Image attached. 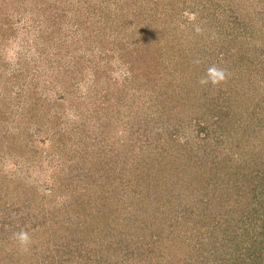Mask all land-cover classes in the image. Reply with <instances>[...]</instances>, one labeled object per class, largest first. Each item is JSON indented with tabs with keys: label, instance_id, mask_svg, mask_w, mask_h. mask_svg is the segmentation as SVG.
<instances>
[{
	"label": "trees",
	"instance_id": "16d2710c",
	"mask_svg": "<svg viewBox=\"0 0 264 264\" xmlns=\"http://www.w3.org/2000/svg\"><path fill=\"white\" fill-rule=\"evenodd\" d=\"M70 1L0 0V11L11 8L25 20L24 32L19 33L4 20L0 36L28 44L27 24L37 20L39 33H47L50 40L59 27L61 13L66 17ZM151 1L142 0L133 8L126 0H78L81 5L93 6L89 17L97 29L94 45L97 43L99 51L111 59L119 53L116 64L126 69L127 81L134 77L141 87L159 88L162 110L148 119L153 121L152 131L148 120L136 121L138 132H131L128 151L124 142L125 153L116 154L117 161L125 160L122 168L108 167L105 176L94 174L93 168L99 165L93 159L102 158V151L95 157V147L102 141L104 145L111 134L108 114L97 118L74 114L75 128L57 132L55 141L56 136L50 137L53 149L61 151L60 155L53 154L57 161L47 188L48 195L59 204V208H50L57 218L52 231L54 235L59 231V235L52 236L54 251L43 259L44 264H264V52L259 51L264 46V25H259L254 14L255 3H235L237 9L244 7V15L238 16L239 10L233 18H224L230 26L226 39L223 43L220 40L226 45L225 52L212 54L208 53V36L195 33L188 23L179 37L176 35L182 25L177 20L184 17L185 10L196 13L190 5L197 2ZM194 7L202 12L200 6ZM39 15H45L43 22ZM217 30L212 29L210 36L216 37ZM128 34L131 37L124 38ZM180 48L181 57L176 52ZM197 60L201 63H195ZM208 60L210 65L219 62L215 65L225 66L228 76L223 86L198 83L205 75L201 66ZM2 77L0 74V80ZM122 85L125 89L126 82ZM191 85L199 93L198 101L195 98L199 111L191 108L186 126L183 111H190L186 102L192 100V96L187 97ZM183 89L186 91L182 93ZM248 91L258 96H254L258 100L251 112L245 104ZM1 92L5 93L0 95L1 101L12 96L6 86ZM27 92L31 94L29 89ZM116 95L118 92L113 100H117ZM59 99L62 101L56 103L59 109H54V117L61 120L67 97L61 95ZM113 100L106 102L111 105ZM120 102L118 98L115 114L125 109ZM37 103L40 101L22 110L20 121L42 130L50 117L44 107L42 114L29 115ZM147 103V109L157 105L151 99ZM157 124L168 133H157L156 138ZM10 133V141L18 144L17 127ZM77 133L78 140L73 142ZM3 145L0 142V150ZM77 149L80 161L76 165L71 160L78 157ZM67 161L72 163L69 170ZM32 218L25 220V231L36 234L42 230V220L38 214Z\"/></svg>",
	"mask_w": 264,
	"mask_h": 264
},
{
	"label": "rangeland",
	"instance_id": "374dc122",
	"mask_svg": "<svg viewBox=\"0 0 264 264\" xmlns=\"http://www.w3.org/2000/svg\"><path fill=\"white\" fill-rule=\"evenodd\" d=\"M126 1L131 3L130 5H133L134 8L142 0ZM238 1L185 0L187 5L197 2L195 5H190L196 13H193L191 10L189 12L187 10L183 11L184 17L177 20L182 25L178 28L176 35L179 37L182 28L187 23L195 33H197L195 29L198 26L201 31L197 34L201 33L205 38L208 36V43L210 44H208V53L215 54L222 50L225 52L226 45L220 44V40L223 43V39H226L227 29L230 26L224 21V18H233L239 10L240 13H238V16L244 15V7H238L237 9V4L235 3ZM243 1L240 0V3L243 4ZM146 2L151 3L152 1L146 0ZM256 2L259 3L256 4ZM69 3L66 17L61 13L59 27H56L55 31L51 33L50 40L47 33H39L41 24L37 20L34 21L35 24L32 22H28L30 24L29 26L27 24L28 29H30L28 44H18L19 39L17 38L13 41L3 39L0 36V74L4 76L0 80V95L5 94L1 92L4 86L12 94L11 97L7 96L3 101L0 100V107H5L0 111V142H3L4 145L2 147H5L0 150V264H44L45 261L43 259L51 251H54L52 236L59 235V231L55 232L56 235L52 231L55 228L52 222L57 221V218L55 217V213L50 211V208H59V204L57 201L55 202L52 196L48 195L47 188L51 181V174H53L52 170L55 168L54 163L57 161L54 155H60L61 151L53 149L50 137L52 135L56 136L54 138L55 141L59 136L57 132L67 131L71 127L75 128L74 124H77V122H73L74 114H78L79 116L93 114L95 118L99 115L101 116V114H108L109 121H112L109 127L111 134H108L107 142L102 145L104 143L102 141L98 144L99 146L95 147V157H97V153L102 151L100 153L102 158L99 155L98 160L93 159L94 163L99 165V167L93 168L94 174L97 176L100 174L105 176V171L108 167L122 168L125 160L117 161L116 154L120 152L125 153L122 148L124 142H126L125 149L128 151L130 134L132 131L138 130L135 127L137 124L136 121H140L143 118L148 120L153 112L155 115H158L162 110L159 108V88H151L150 90V86L145 85L149 89L146 90L145 86L141 87V83L134 81L136 80L134 77L127 81L125 79L126 69L116 64V58H118L119 53L113 55V59H111L109 56H105L104 52L99 51L100 49L97 48V43L94 45L93 41L96 38L95 32L97 29L95 27L96 24L92 25L95 20L91 19V21L89 17L92 15H89V13L93 11V6L89 3L81 5L78 3V0H71ZM229 3H233L234 6H230ZM250 3H255L254 14L259 19V25H262V23L264 25V0H252ZM194 6H200L202 12L199 13L198 9ZM10 9L5 10V12L0 11V23L4 25V20H7L6 22L13 25L12 27L19 29L17 33L24 32L22 26L25 21L24 17L14 14ZM46 9L48 10L49 7ZM186 12L195 14V20L190 21L185 16ZM254 14L252 13L251 17ZM44 16L39 15V21ZM79 16L82 17L79 18ZM128 17L131 16L129 15ZM157 22L154 21V25ZM212 29L217 30L215 32L216 37L210 36ZM262 30L264 31V29ZM260 34L257 33V35ZM127 36L131 37V34L125 35L124 38L128 39ZM215 39L216 41L218 40L217 44L214 43ZM164 43L168 44L169 42L165 41ZM180 43L181 48H183L185 41ZM104 47L106 48V45ZM236 47L239 46L236 45ZM181 48L176 51L180 57ZM239 48L242 49L243 47ZM259 51L264 52V46ZM211 60L214 61L215 57ZM215 63L219 64V62ZM210 64L211 62L209 60L208 64L203 62L201 66L203 68L202 75L205 74ZM224 67V65H221V68ZM125 82L124 89L122 84ZM225 82H227V79ZM4 83H7V85H3ZM223 84L224 82L219 85L223 86ZM28 89L32 95L27 92ZM186 89H189V87L186 86ZM17 90H20V93ZM119 91L121 94H119ZM184 91L186 90L183 89L182 93ZM190 91L191 93L187 90V97L192 96V100L189 98L186 102L190 111H183L185 112V117L188 116V113L192 112V109L196 112L199 111V107L195 102V98L198 101L199 95L196 92L197 87L191 85ZM116 92H118V95H116L117 100L118 98L121 99L120 105L125 108L118 111V114L114 112V109L118 105L116 103L117 100H113ZM176 92H178V89ZM252 93L248 91V94L245 95V104L249 108L251 107L249 112L255 108L258 100L255 99L258 96L254 94V97ZM6 94L8 95L9 93ZM61 95L67 97V99L64 100L65 105L61 108V110H65V113L60 112V114H63V118L58 120L54 117V109H59L56 107V103L60 104L59 101H62L59 99ZM242 97L243 95L240 96V98ZM108 98L113 100L112 104L110 103L111 105L106 102ZM57 99L59 100L56 101ZM149 99L153 100L157 105H153L150 109H147V101ZM28 100L31 102H28ZM36 100H39L40 103H37L39 105L35 104L37 106L35 111L34 109H29V115L32 116L33 113L37 115L42 114L41 109L44 107L50 117V122L42 130L40 126L37 127L35 125V127L30 128L20 121L23 113L22 110L28 109L29 103H34ZM103 100H105L104 103ZM71 101L72 103H70ZM98 104L100 106L104 105L103 109H99ZM148 111L149 113H147ZM187 118H185L184 123L186 126L188 124ZM76 121H79V119L76 118ZM22 122H24V118ZM95 122L97 123V121ZM144 122L141 124H144ZM146 124H148V128L151 130L153 121L148 120ZM15 127L20 132L17 136L18 140H16L18 144L10 141L12 136L8 137V133L10 132L6 131L7 129L12 133ZM161 128L157 124L156 129L158 132H154L156 133V138L159 137L157 133L162 135L168 133V130L162 131ZM185 133L187 134V132ZM185 133L181 132V135ZM77 137L78 133L73 136L72 141L75 142L78 140ZM7 138H9L8 143L6 142ZM131 140L134 141V139ZM192 144L195 146L191 142L190 145ZM137 146L138 144L136 145V149ZM76 152L78 157L76 155L77 158L71 161L77 165L80 161L78 160L80 150L77 149ZM206 157L209 158V156ZM206 161L208 163L210 162L207 159ZM68 165L71 166L72 163L69 161L65 162V166L68 167ZM69 169L71 168L68 167L67 170ZM33 214H38L41 217L42 230L36 231V234L29 231L31 241L25 250V248L13 239V233L19 232L21 229L26 230L25 220L28 222V217L32 218ZM43 229H46V232Z\"/></svg>",
	"mask_w": 264,
	"mask_h": 264
},
{
	"label": "clouds",
	"instance_id": "9594fccd",
	"mask_svg": "<svg viewBox=\"0 0 264 264\" xmlns=\"http://www.w3.org/2000/svg\"><path fill=\"white\" fill-rule=\"evenodd\" d=\"M185 16L191 21L195 20V14L192 13H185ZM195 31L199 33L201 29L197 26ZM195 63H200L199 60L195 61ZM228 76L227 70L221 67H218L217 65L213 64L210 65L205 72V75L201 77L198 81L201 85H208L211 83L213 86H217L220 83L224 82ZM13 239H15L23 248H27L31 241V237L29 233L23 229H21L19 232L13 233Z\"/></svg>",
	"mask_w": 264,
	"mask_h": 264
}]
</instances>
